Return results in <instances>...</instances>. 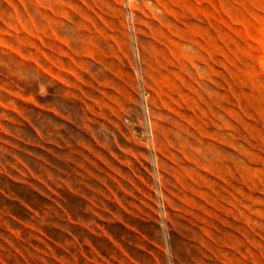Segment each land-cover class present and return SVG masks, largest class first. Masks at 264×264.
Masks as SVG:
<instances>
[{"label":"rangeland","instance_id":"obj_1","mask_svg":"<svg viewBox=\"0 0 264 264\" xmlns=\"http://www.w3.org/2000/svg\"><path fill=\"white\" fill-rule=\"evenodd\" d=\"M0 264H264V0H0Z\"/></svg>","mask_w":264,"mask_h":264}]
</instances>
